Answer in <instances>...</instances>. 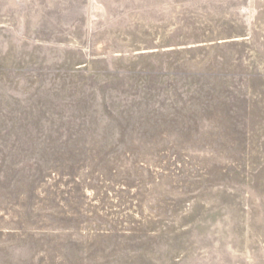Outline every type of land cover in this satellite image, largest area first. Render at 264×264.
Returning <instances> with one entry per match:
<instances>
[{"label":"rangeland","instance_id":"374dc122","mask_svg":"<svg viewBox=\"0 0 264 264\" xmlns=\"http://www.w3.org/2000/svg\"><path fill=\"white\" fill-rule=\"evenodd\" d=\"M0 264H264V0H0Z\"/></svg>","mask_w":264,"mask_h":264}]
</instances>
